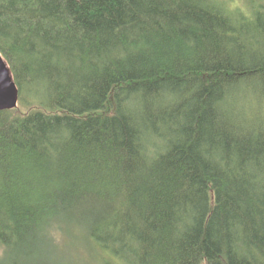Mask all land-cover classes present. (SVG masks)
<instances>
[{"label": "trees", "instance_id": "obj_1", "mask_svg": "<svg viewBox=\"0 0 264 264\" xmlns=\"http://www.w3.org/2000/svg\"><path fill=\"white\" fill-rule=\"evenodd\" d=\"M0 264H264V0H0Z\"/></svg>", "mask_w": 264, "mask_h": 264}, {"label": "water", "instance_id": "obj_2", "mask_svg": "<svg viewBox=\"0 0 264 264\" xmlns=\"http://www.w3.org/2000/svg\"><path fill=\"white\" fill-rule=\"evenodd\" d=\"M18 106V88L10 69L0 54V111L13 110Z\"/></svg>", "mask_w": 264, "mask_h": 264}]
</instances>
